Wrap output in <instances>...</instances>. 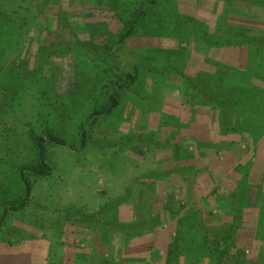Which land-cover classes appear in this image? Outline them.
Here are the masks:
<instances>
[{
	"label": "rangeland",
	"instance_id": "rangeland-1",
	"mask_svg": "<svg viewBox=\"0 0 264 264\" xmlns=\"http://www.w3.org/2000/svg\"><path fill=\"white\" fill-rule=\"evenodd\" d=\"M261 38L264 0H0V211L22 198L32 136L72 146H48L52 174L28 176L31 210L5 218L0 264H213L225 249L202 232L235 237L222 264H264V51L233 43ZM109 87L119 105L82 149ZM205 94L232 102L226 121ZM70 209L147 227L88 231Z\"/></svg>",
	"mask_w": 264,
	"mask_h": 264
},
{
	"label": "trees",
	"instance_id": "trees-1",
	"mask_svg": "<svg viewBox=\"0 0 264 264\" xmlns=\"http://www.w3.org/2000/svg\"><path fill=\"white\" fill-rule=\"evenodd\" d=\"M150 2L156 3L157 0H150ZM141 12L142 13L137 15L131 24L126 25L127 29L121 35V38H120L121 43H123L124 41H126L127 39H129L130 37H132L136 33L137 21L139 20V18L143 17L147 11L142 10ZM246 40L237 39L233 43L235 45H244V44L246 45V43H248L249 46L250 45L258 46L261 49H263V51H264V38H261L260 41H257V42H256V40H254V41H248L247 40L248 42ZM48 51H52V50H48ZM55 53H57V52H55ZM47 54L50 55V53H47ZM113 72L115 74L117 73V70L115 67L113 69ZM127 80H128L127 86H120L121 89L126 88L129 85H132L133 83H135L136 76L128 75ZM185 80L189 84L190 80L187 78ZM108 86H109V84H108ZM108 89L109 90L107 93V99H108L107 105L103 106L101 109L93 110L88 116L87 124L82 128V132H81V136H80L81 137L80 138V145H79V147L82 149H84L88 145V141H89L87 125H89V123H91L92 121H94L98 117H105V116L111 115L119 105V99L116 95V91H114L110 87ZM210 90H212V89H210ZM205 96H206L205 98L201 96V100H200L201 103L209 104L210 102L214 101L215 104L219 105L222 108L223 113H224L223 120L226 121V118L228 117V113H227L226 108L228 107V105L229 106L233 105L232 102L229 100L219 101L216 98H213L212 96H210L209 94H205ZM225 121H223V122H225ZM224 125L225 124H223L222 127H224ZM31 139H32V142H33V144L35 146V150H36V158H37L36 163L35 164H23V165L15 168V173H16L15 176H16L17 181H18L17 183H19V185L21 186V189H22V198L17 202L9 203L8 205L4 206L2 208V210L0 211V234L3 231L2 226L4 224L5 218L7 217L8 213L10 211L17 212V211H30L31 210L30 209V205H31L30 198H31V193H32V186L30 184L28 176L29 175H35V176H38L40 178H48L52 174L53 169L47 161V147L50 145L72 147L63 138H61L55 134H51V133L43 134L41 136H32ZM65 213L73 215L72 218L74 219V221H76V223H78L79 225L84 226L88 231L100 230L102 232H107L109 234H124L126 236L136 237V236H138L140 231H142V229L147 227L146 223H142V224L130 223V224H126V225H120L114 220H112V221H105V220L100 221L101 220V213H98V212L97 213H88V212H84L82 210L70 209V210H66ZM241 221H242L241 213L236 212L235 219L232 218V220H230V223H228L229 226H232L230 232H232V231L235 232V229H234V228H236L235 225H238ZM199 223H200L199 226L201 227V231H202L204 228V223H203V221H200ZM202 235L204 236V238L206 239V242L208 243V245H210V247H212V243H214L216 241L217 243L219 242V244L222 245V247L225 249L223 254L221 256L217 255L218 259H216L213 262V264H222L224 256L228 253V249L235 247V242H233V240H235L234 239L235 237L229 236V238L231 239V242L228 243L227 242V241H229L228 237H226V238H215L216 240L214 239V241H212L210 234H204L202 232ZM9 236H10V234L4 235L5 240L7 241V243L9 245H15L16 242L14 240H12V238ZM215 253L217 254L218 251L216 250ZM56 264H58V263H56Z\"/></svg>",
	"mask_w": 264,
	"mask_h": 264
},
{
	"label": "crops",
	"instance_id": "crops-1",
	"mask_svg": "<svg viewBox=\"0 0 264 264\" xmlns=\"http://www.w3.org/2000/svg\"><path fill=\"white\" fill-rule=\"evenodd\" d=\"M257 168V167H256ZM256 175H261V177H262V171L260 172L259 171V168L258 169H256ZM263 175H264V172H263ZM261 185H262V183H261ZM262 188H263V185H262Z\"/></svg>",
	"mask_w": 264,
	"mask_h": 264
}]
</instances>
